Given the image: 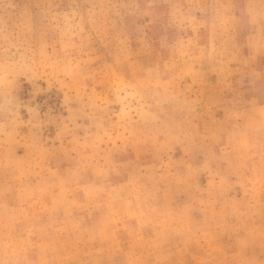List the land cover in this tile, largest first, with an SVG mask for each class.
Listing matches in <instances>:
<instances>
[{
  "label": "rangeland",
  "instance_id": "1",
  "mask_svg": "<svg viewBox=\"0 0 264 264\" xmlns=\"http://www.w3.org/2000/svg\"><path fill=\"white\" fill-rule=\"evenodd\" d=\"M0 264H264V0H0Z\"/></svg>",
  "mask_w": 264,
  "mask_h": 264
}]
</instances>
